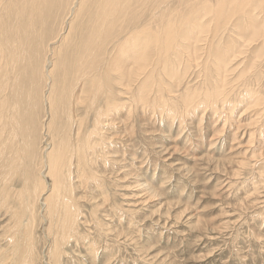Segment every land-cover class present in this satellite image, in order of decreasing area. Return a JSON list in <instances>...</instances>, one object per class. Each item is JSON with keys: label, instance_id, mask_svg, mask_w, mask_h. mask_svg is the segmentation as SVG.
<instances>
[{"label": "rangeland", "instance_id": "374dc122", "mask_svg": "<svg viewBox=\"0 0 264 264\" xmlns=\"http://www.w3.org/2000/svg\"><path fill=\"white\" fill-rule=\"evenodd\" d=\"M54 21L49 25H57ZM66 29L62 36L69 32ZM48 34L55 36V29L50 28ZM59 58L56 55L52 60ZM253 60L249 56L235 60L228 74L236 84L220 95L226 97L221 103H182L189 88L201 90L205 82L193 67L184 79L170 82L169 90L161 95L158 92L152 98L150 94L138 104L128 99L122 105L116 103L112 116L102 124L103 141L94 142L96 164L80 166L77 158L73 161L72 175H82L80 169L86 167L89 177L81 182L72 176L73 203L68 202L67 211L64 202L71 199L62 198L61 208L59 204L57 208L61 214L54 218L48 217L38 201L50 189L43 194L45 187L41 190L37 179L53 182L42 177L40 156L22 155L19 159L24 164L18 173L0 168V264H264V100L250 103L248 96L260 91L264 98V60L258 59V64ZM135 65L128 63L126 70ZM55 69L59 73L61 65ZM42 79L44 90L47 85L44 76ZM203 89L201 93L207 87ZM29 95L36 96L26 110L33 117L34 129L43 120V100L34 85ZM68 106L72 104H60L59 115L64 116ZM79 106L83 108L82 103ZM81 112L80 120L90 125L93 115ZM62 116L54 120L53 129L68 124ZM24 145L27 147L19 141L18 147ZM68 174L69 170L63 177ZM92 174L98 177L96 181ZM13 182L15 188L10 185ZM34 187L39 188L37 193L29 189ZM7 189L14 190L9 202L3 195ZM29 201L34 214L26 206ZM63 220L71 224V230H66L69 234H62ZM72 223L77 224L76 229ZM24 226L30 228L25 237L28 252L20 245ZM55 238L61 241L59 258ZM17 242L22 256L11 254Z\"/></svg>", "mask_w": 264, "mask_h": 264}, {"label": "bare ground", "instance_id": "6f19581e", "mask_svg": "<svg viewBox=\"0 0 264 264\" xmlns=\"http://www.w3.org/2000/svg\"><path fill=\"white\" fill-rule=\"evenodd\" d=\"M72 18L75 19L70 23ZM51 20L57 25H49ZM66 27L69 32L62 36ZM50 28L55 29V36L48 34ZM43 50L46 56L42 61ZM56 55L60 58L54 62L52 58ZM247 56L249 60L254 58L253 64H258V59L264 60V0H0V168L3 171L8 167L18 173L24 164L19 159L22 155L25 158L28 153L40 156L42 169L39 171L42 177H50L53 182L50 185L46 178L43 182L37 179L38 187L41 190L45 187L43 194L50 189L46 196H38V201L40 199L48 217L54 218L60 213L58 204L64 199H71L64 202L67 211L68 202L73 203L75 181L72 176L81 182L89 177L86 167L80 169L82 175H72L73 161L77 158L80 166L96 164L98 150L94 142L103 141L102 124L112 116L116 103L122 105L128 99L138 104L150 98V94L154 98L158 92L169 90L170 82L184 79L191 67L199 69L198 76L203 77V88L207 89L201 93L203 88H189L180 99L182 103L185 106L221 103L226 97L219 98L220 95L236 84L228 71L235 67L236 59ZM58 63L62 70L55 73ZM128 63L136 65L126 70ZM42 76L47 85L44 90ZM33 85L43 100L40 102L43 110L39 105L43 120L36 123L34 129L33 117L26 112L36 100L35 95H29ZM258 92L248 95L250 103L252 99L257 104L264 100ZM162 101L157 102L163 105ZM70 103L72 107L68 106L65 115H59L58 106ZM81 111L93 115L90 125L85 126V121L80 120ZM60 116L68 124L53 129L54 120L57 122ZM45 120L48 122L44 123ZM60 135L62 137L58 138ZM19 141L27 147H18ZM77 145L78 148L71 151ZM93 175L92 180L98 178ZM38 187L29 189L37 193ZM12 190L3 192L6 202ZM26 206L35 213L32 202ZM60 225L64 230L62 234L71 228L69 220L61 221ZM73 225L76 229L77 224ZM29 229L25 227L20 233L23 239L20 245L23 244L27 252L30 248L25 237ZM55 241L59 258L61 241ZM17 243L11 254L20 256L21 253L22 256V247Z\"/></svg>", "mask_w": 264, "mask_h": 264}]
</instances>
